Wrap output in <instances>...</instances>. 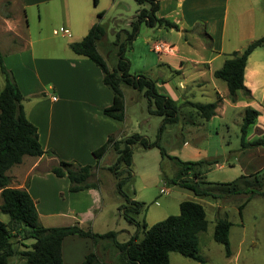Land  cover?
Listing matches in <instances>:
<instances>
[{
    "label": "crops",
    "instance_id": "1",
    "mask_svg": "<svg viewBox=\"0 0 264 264\" xmlns=\"http://www.w3.org/2000/svg\"><path fill=\"white\" fill-rule=\"evenodd\" d=\"M48 1L53 0H18L22 13L18 19L11 20L10 17L1 15L0 33L6 37L4 42L6 51L17 44V39L25 43V48H33L26 33L21 30V23L25 17L27 20L29 7ZM64 1L68 11L63 19V27L71 36L61 35L71 39L72 33H75V39L67 41L65 47L42 45L40 51L37 49L36 55L31 51L33 74L26 75L13 65L7 64L6 67L12 72L23 95L26 116L37 127L42 148L56 154L35 158L39 162L51 164L38 171V164L33 161V165L30 164L24 174L27 184L21 178L20 171L19 177L14 179L17 183L11 187L28 190L36 203L41 224L42 218L60 219L63 222L65 219H71L65 222L67 224L58 226L78 223L84 228L93 229L101 211L112 207L103 206L100 186L98 189L70 192L68 178L56 177L51 172L52 168L57 166L60 160L94 165L93 152L104 145L108 137H128L132 134L125 127L127 118L124 122H119L103 113L105 108L112 105L113 93L104 85L102 71L89 59L76 55L70 49V44L81 41L99 22L91 13L90 0ZM122 1L115 0L119 5L124 4ZM157 1L159 2L157 17L175 23L179 30L147 27L148 32L142 37L138 35L134 41L133 49L129 51L133 52V55L128 59L131 65L130 73L132 74V69L135 71L132 75L148 76L154 80L155 87L161 95L169 97L179 106L182 105L180 120L175 124L178 125V133L171 134L173 140L177 142L176 154L194 159L190 161H199L200 153L193 148L190 153L182 154L181 149L190 145L182 132L201 135L206 123L213 122L218 115H226L229 109H243L242 117L247 108L257 110L259 117L252 130L257 134L264 132V46L256 49L246 63L244 85L250 96H245L239 91L236 102L232 103L226 84L214 76L231 53L243 51L251 42L264 35V0ZM69 8H72V12ZM139 9L138 6L129 25ZM158 45L164 46V50L157 52L155 48ZM0 51L5 64L2 47ZM136 52L141 62L139 68L131 61ZM127 88L126 91L130 90L132 98L136 97L133 94H139L136 90ZM124 95L126 96L125 91ZM206 95L212 96L214 100L212 103L218 102L216 114L209 121L200 119L196 111L187 104H203L198 99ZM175 125H170L167 129ZM260 149L241 151L239 161L247 166L243 168L245 174L241 176H246L254 166L241 158H244L247 152H259ZM173 157L179 158L176 155ZM25 158L18 166L24 164ZM179 159L184 161L182 158ZM9 177L12 181V176ZM164 193L167 191L164 190ZM125 233L127 238L120 243L128 242L133 236L132 232ZM25 242L30 247L34 243L33 240ZM100 246V243L95 246L90 239L67 237L62 244L64 264H81L85 257L94 251L102 259ZM102 248L105 249L106 245H102Z\"/></svg>",
    "mask_w": 264,
    "mask_h": 264
},
{
    "label": "trees",
    "instance_id": "2",
    "mask_svg": "<svg viewBox=\"0 0 264 264\" xmlns=\"http://www.w3.org/2000/svg\"><path fill=\"white\" fill-rule=\"evenodd\" d=\"M140 7L135 19L130 23V30H122L125 40L121 41V35L116 32L114 45L118 46L117 62L110 69L106 59L100 53L99 45L107 35V27L100 22L96 23L88 34L79 42L70 44V49L76 55L83 56L93 62L103 73V82L113 93V103L105 108V116L119 122L126 118V104L123 87L127 86L140 93L148 103V113L162 118L157 140L151 142L145 136L133 134L128 137L110 136L104 145L93 152L94 165H81L77 162L59 161L52 168V173L58 177H67L70 183V192H81L91 188L98 189L99 183L93 181L94 172L105 155L113 151L117 155L116 162L108 167V170L117 179V190L126 199L128 206L123 207V216L126 221L136 226L137 232L128 242L120 243L116 232L105 234L95 233L90 227L84 228L78 223L67 226L45 227L39 221L36 203L27 189L12 188L11 179L7 172L20 165L25 157L40 158L44 155L56 156L53 151H45L39 141L38 129L32 124L25 113L23 95L15 81L11 71L4 65L3 55L0 51V68L5 79V85L0 92V214L9 216L13 228L19 229L22 239L33 240L31 249L23 251L21 256L27 264H64L62 257V244L65 238L76 236L90 239L96 246L101 241H111L119 252V264H170V255L177 253L185 258L205 264V260L199 255L198 236L208 229V220L204 207L195 201H183L180 203V214L170 216L149 227L145 222L137 221L145 209V204L140 203L124 194L123 186L133 178V154L135 146L143 150L158 149L162 158H168L176 162L177 174L170 179V184L190 190L197 197L213 195L210 189L202 188L198 183L204 166L218 165L217 158L203 159L199 161L184 162L177 157L170 156L161 145V140L167 127L175 125L180 120L181 106L167 96L161 95L153 79L146 75H132L131 65L127 53L132 50L133 43L139 35L142 25L149 28H164L167 30H179V27L163 18L157 17L159 2L157 0H135ZM97 5L98 0H94ZM103 13H99L101 19ZM264 46V35L251 42L243 51H235L229 55L222 68L214 73L216 79L227 86L229 99L236 102L237 92L241 91L245 96L250 92L244 85V72L248 57L258 48ZM195 111L197 116L209 121L216 114L218 102L211 104L187 103ZM259 112L253 108H247L241 125V150L264 148V136L255 140H248L249 133L256 124ZM192 173L190 182L186 180ZM248 176L237 178L231 189L233 194H241L239 183H247ZM206 185H210L208 182ZM247 192V191H246ZM245 192V193H246ZM252 197V196H251ZM247 199L240 207L239 214L250 201ZM232 223L227 218H219L214 227L213 238L215 242L225 248L226 256L232 255L230 246V229ZM143 236L140 238V233ZM14 237L8 224L0 220V264H9V259L15 255L12 243ZM81 264H106L94 251L89 253Z\"/></svg>",
    "mask_w": 264,
    "mask_h": 264
},
{
    "label": "rangeland",
    "instance_id": "3",
    "mask_svg": "<svg viewBox=\"0 0 264 264\" xmlns=\"http://www.w3.org/2000/svg\"><path fill=\"white\" fill-rule=\"evenodd\" d=\"M122 3L124 4L119 5L115 0H98L96 5L94 0H90L91 13L96 16L101 24L107 27V35L100 43L99 49L110 69L117 62L118 46L114 45L115 34L119 31L121 41L125 40L122 30H130L128 23L138 9L135 0H123ZM67 11L68 6L64 0H53L29 7L27 20L25 17L21 23V30L26 33L33 48H25V43L17 39V44L13 48H7L8 51H6L4 49L6 37L0 33V47H2L5 56L4 65L6 67H8L7 64L16 66L17 70H22L26 75L33 74L34 66L31 51H34V55H36L38 54L37 49L39 50L42 45L54 48L65 47L67 41L75 39V33H72L73 37L71 39L64 38L61 33L54 34L55 30L59 31L60 27L64 26L63 19ZM69 11L72 12V8H69ZM99 13L104 14L101 19L98 17ZM21 14L18 0H0V17L1 15L8 16L11 20H15ZM146 32H148L147 26L142 25L139 36L142 37ZM139 39L142 40V38ZM132 55L133 52H128L127 58L130 59ZM135 55L134 58L132 57L133 59L131 58V61L136 68H139L140 58L137 57V52ZM134 72V69H132V74ZM4 85L5 79L0 68V92L3 90ZM123 89L126 94L127 120L125 127L127 131L132 135L145 136L151 142L156 141L162 118L148 113L147 100L140 93L133 94L136 97L132 98L130 90L126 91L127 86H124ZM198 101L203 104H210L214 100L211 95H206L199 98ZM243 111V109H229L226 115H218L213 122L206 123L201 135L182 132L188 144H190L188 147L181 149L182 154L183 152L190 153L195 149L196 152L200 153L199 160L217 158L220 161L218 165L212 167L204 166L201 172L202 175L197 180L202 188H209L213 195L197 197L190 190L170 184L169 180L177 174L178 166L176 162L168 158L163 159L160 151L156 148L143 150L140 146L134 148L133 178L128 180L122 188L124 194L130 200L145 204V209L137 216V221L140 224L145 222L148 228L170 216L179 215V206L183 201H195L201 204L206 211L208 220L207 231L198 236L199 255L205 260V264H264V148H261L259 152H247L244 158H241V160H248V164L254 165L247 172L246 176L249 177L247 183L241 181L238 185L240 190L248 188L247 192L243 190L241 194L230 192L231 189H235L232 186L234 181L245 174L243 168L247 167L245 164L240 163V158H238L241 153ZM177 130L178 125L168 128L162 137L161 145L172 156L176 155L184 161L194 160L176 154V151H178L176 148L177 142L173 140L171 134H177ZM262 136H264V132L257 134L252 129L249 133L250 140ZM116 159L117 155L113 151H109L101 161L99 170L94 172L93 181L99 183L103 206L110 207L112 205V207L101 211L92 230L98 234L116 232L117 240L121 242L127 238L125 231L132 232V235H135L137 229L136 226L126 221L123 216V207L128 205L126 199L117 190V179L108 170V167L113 165ZM33 161L38 164V171L51 164L45 163V161L39 162L33 157H26L22 166H15L7 172V175L13 178L11 181L12 186L17 183V180L14 179L19 177L20 171L21 178L24 179V174ZM232 164L235 166L233 167ZM191 178L192 173L187 175L186 180L193 182L194 180H191ZM25 181L27 184V180L24 179ZM208 182L210 185H206ZM163 189L167 193H164ZM249 198H251L250 201L243 210L242 215H240L239 207ZM1 203L0 197V205ZM219 218H227L232 223L229 236L232 255L229 258L226 256L224 246L215 242L213 238L214 227ZM0 220L8 224L14 235L12 243L15 255L9 259V264H27L21 253L30 246L22 239L19 229H14L10 224L9 216L0 214ZM68 221H71V219H65L63 222L60 219L42 218L44 226H58L67 224L65 222ZM122 230L125 231L122 232ZM142 236L141 232L140 238ZM99 243L101 244L100 255H102V260L106 264H119V252L112 242L105 240ZM102 245H106V248L103 249ZM170 264L200 263L180 254L172 253Z\"/></svg>",
    "mask_w": 264,
    "mask_h": 264
},
{
    "label": "built area",
    "instance_id": "4",
    "mask_svg": "<svg viewBox=\"0 0 264 264\" xmlns=\"http://www.w3.org/2000/svg\"><path fill=\"white\" fill-rule=\"evenodd\" d=\"M59 33H61V34H67L68 37L71 36V35L67 32V30H66L64 27L60 28L59 31H54V34H55V35H57V34H59ZM155 50H156L157 52H161L162 50H164V46H162V45H158V46L155 48ZM54 100H56V98H54Z\"/></svg>",
    "mask_w": 264,
    "mask_h": 264
}]
</instances>
